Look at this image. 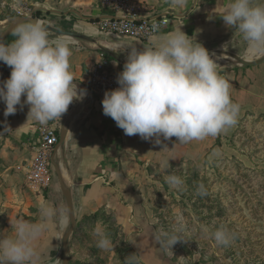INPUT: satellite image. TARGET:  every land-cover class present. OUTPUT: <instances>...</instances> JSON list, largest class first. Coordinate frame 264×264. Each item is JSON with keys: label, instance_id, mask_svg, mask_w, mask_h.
Returning a JSON list of instances; mask_svg holds the SVG:
<instances>
[{"label": "clouds", "instance_id": "obj_1", "mask_svg": "<svg viewBox=\"0 0 264 264\" xmlns=\"http://www.w3.org/2000/svg\"><path fill=\"white\" fill-rule=\"evenodd\" d=\"M183 7L187 0H169ZM227 28L237 29L247 44L246 52L264 54V3L257 0H230L221 15ZM153 24L150 47L131 48L123 71L117 75L119 87L107 90L102 100L103 114L111 117L125 135L160 144L161 137H176L180 143L202 141L217 136L238 123L240 105L230 97V84L219 75L217 62L199 42H193L178 28L166 35H156ZM15 37L10 43L0 41V62L11 68L10 77L0 82V101L6 105L4 116L29 106L27 121L46 125L67 112L74 100H82L72 72V49L63 38L51 39L47 26L41 21L22 20L12 28ZM120 45L112 47L118 50ZM22 97H25L22 100ZM86 161L82 167H93ZM166 183L183 190L184 180L174 173L165 175ZM207 189L198 185L197 195L206 196ZM90 202L81 198V210ZM40 221L17 220L11 225V236L0 237V264H42V252L36 244L45 232L66 233L70 219L50 201L39 205ZM186 230L182 216L175 218L172 232H161L155 239L165 250L183 241ZM201 231L218 246L228 247L236 238L226 227L210 232ZM93 234L96 247L109 250L113 241L104 226L97 223ZM59 261V260H58ZM124 264H140V258L130 254Z\"/></svg>", "mask_w": 264, "mask_h": 264}, {"label": "crops", "instance_id": "obj_2", "mask_svg": "<svg viewBox=\"0 0 264 264\" xmlns=\"http://www.w3.org/2000/svg\"><path fill=\"white\" fill-rule=\"evenodd\" d=\"M62 2L67 4L66 12H70L68 16L75 13L81 16L80 20L74 22L71 30L97 39L110 50L112 48L108 47V44L120 45L117 51L128 56L131 48L142 50L152 46L150 40H132L101 32L98 20L109 11L100 6V0ZM229 2L230 0H187L183 7H175L169 0H128V7L130 12L138 17H169L167 26L156 35H166L181 28L193 37L194 43L197 41L208 49L236 42L246 44L237 29L224 25L221 15ZM257 2L264 3V0ZM75 40L78 39L66 40L72 49L70 71L75 81L86 84L91 90V95L70 122L65 142L53 154L54 160L71 191L75 216L78 211L94 212L99 208H108L122 225L125 235L129 232L132 237V224L136 223L135 216L139 206L138 194L133 189L134 181L147 175L146 167L149 165L164 166L201 157L215 136L189 143H180L176 137L169 140L161 137L162 142L156 144L155 138L146 141L139 135H125L111 117L103 114L104 93H98L88 84V73L101 59L102 54L93 47ZM263 56L264 54H260L248 60L260 59ZM110 61L115 70L122 72L113 65L116 61ZM3 71L6 77H10L11 68L0 62V72L3 74ZM217 71L230 84V97L240 105L239 116L248 111L264 109V63L249 67L233 64L218 68ZM86 94L87 92L83 99ZM24 99L25 97H22V100ZM83 99L74 100L60 120L49 121L47 124H53L60 130L63 119L65 120ZM5 107L4 102L0 101V214L4 213L5 217L0 237L13 235L11 225L17 220L39 222L41 217L38 205L47 201L42 195H33L23 187L28 174V164L34 156L33 145L37 143L42 125L27 121L28 105H24L22 109L18 105L17 112L7 117L4 116ZM86 161H94L95 164L93 167H82ZM26 184L29 185L28 181ZM51 188L59 209L63 210L66 204L63 196L53 185ZM84 196H88L90 202L81 210L80 202ZM57 234V231L45 232L37 242L36 246L42 252V263L47 261L46 264H52V251H55V256L57 254L54 261L58 259L63 233H59V238L55 237Z\"/></svg>", "mask_w": 264, "mask_h": 264}, {"label": "rangeland", "instance_id": "obj_3", "mask_svg": "<svg viewBox=\"0 0 264 264\" xmlns=\"http://www.w3.org/2000/svg\"><path fill=\"white\" fill-rule=\"evenodd\" d=\"M62 1L0 0V31L13 17L30 13L51 27L67 30V27L80 20L81 16L78 13L68 16L70 12H66L67 4ZM49 35L51 39H71L52 31H49ZM75 41L97 50V47L89 42ZM246 48L247 44L236 42L207 50L228 51L243 57L246 56ZM116 53L125 59L128 57L121 51ZM217 55L220 57L212 56L217 62V69L238 64L223 53ZM254 60L256 59L252 61ZM113 65L123 71V63L115 62ZM8 78L4 71L3 74L0 72V82ZM78 82L81 83L79 80ZM66 119H63L60 129ZM51 171L52 177L48 187L33 188L26 184L27 178L23 187L33 195H42L59 209L51 190L53 185L62 195L54 164ZM146 171V176L133 183V189L139 199L138 214L135 216L136 223L132 224V237L129 232L126 235L127 242L140 258L141 264H188V260L199 258V253L195 254L191 250L194 242L200 251H205V256L212 254L220 264H264V109L248 111L239 116L234 127L214 137L201 157L164 166L152 164L146 167ZM168 173L179 175L184 180L183 190H175L166 183L165 175ZM200 184L205 186L208 194L216 196L222 205L221 213L217 211V217L215 212H212L215 219L220 218L219 226L226 227L235 234L236 238L228 247L218 246L201 231V226H207L210 232L216 229L212 228L215 220L207 209L210 206L212 211H215L214 206L206 200V196L197 195V187ZM65 185L68 187L66 183ZM102 209L104 213L99 218L92 217L95 211L76 212V227L68 239V264H124L127 256L120 251L116 238H111L114 244L112 249L101 250L96 247L97 237L93 234L96 224L101 223L108 235L111 229L102 217L113 213L108 208ZM157 209L162 213L160 218L156 214ZM63 212L68 217L66 204ZM177 216L184 218L186 230L182 238L185 240L173 245L171 250H165L155 237L161 232H172ZM4 218V213H1L0 230ZM161 222L165 224L163 228H158L156 233L154 225ZM196 228L199 229L198 234H195ZM59 252L58 259L54 261L57 254L55 256V251H52V264H62L61 246ZM45 262L47 263L43 261L42 264H46Z\"/></svg>", "mask_w": 264, "mask_h": 264}, {"label": "built area", "instance_id": "obj_4", "mask_svg": "<svg viewBox=\"0 0 264 264\" xmlns=\"http://www.w3.org/2000/svg\"><path fill=\"white\" fill-rule=\"evenodd\" d=\"M100 6L109 11L98 20L99 30L110 35L122 36L132 40L147 41L152 34L153 24L158 25L161 32L169 23L167 16L138 17L130 12L128 0H100ZM111 61L101 56L88 73V84L98 93H105L119 87L117 75ZM59 129L53 124L42 125L37 143L33 145L34 156L29 164L27 181L36 189L49 186L52 177L51 156L58 143Z\"/></svg>", "mask_w": 264, "mask_h": 264}, {"label": "water", "instance_id": "obj_5", "mask_svg": "<svg viewBox=\"0 0 264 264\" xmlns=\"http://www.w3.org/2000/svg\"><path fill=\"white\" fill-rule=\"evenodd\" d=\"M22 20L43 22L42 20L33 16V13H30L29 15L15 16L11 19V21L7 24V26L2 31H0V41H4L5 38L9 34L12 33L13 26ZM44 24L47 26L49 31H52L55 34L71 37V38L78 39L81 41H86V42H89V43L95 45L97 47V50L103 56L109 57L116 62L123 63V65H124L126 60H127V59L123 58L122 56H120L119 54H117L116 52L111 51L108 48L102 46L99 43V41L93 37H90L88 35L76 32L74 30L58 29V28L51 27L46 23H44ZM212 53H215V54L223 53V54L229 56L230 58L234 59L235 61H237L238 64L242 65V66H258V65L264 63V56L261 57L260 59H256V60L252 61V60L245 59L244 57L239 56L235 53L228 52V51H222V50L209 51V54H212ZM73 82L76 83L78 87L86 90L87 94H86L85 98L83 99V101L75 109H73L71 111L70 115L68 116L65 123L63 124V128L59 130L58 143L55 145V147L53 149L52 156H51V163H52V165L54 164L55 171L57 174L58 183H59V187H60L61 193L65 199V202H66L68 218L70 219V227H69L68 231L63 235L62 240H61V248H62V253H63L62 264H68V262H69L68 239L76 227V219H75L74 210H73L71 191H70L69 187H67L65 185V181L63 180L62 173H61L58 165L56 164V162L54 160L53 154H54L55 150H57L65 142L70 122L73 120L74 116L78 113V111L80 110L82 105L85 103V101L91 95V90L86 85H84L83 83H80L78 81H75V80Z\"/></svg>", "mask_w": 264, "mask_h": 264}, {"label": "trees", "instance_id": "obj_6", "mask_svg": "<svg viewBox=\"0 0 264 264\" xmlns=\"http://www.w3.org/2000/svg\"><path fill=\"white\" fill-rule=\"evenodd\" d=\"M72 25L73 24H71L69 27H67V30L71 29L72 28ZM14 39H15V37L11 33V34H9L5 38V40L3 42L4 43H10ZM107 58L109 60H112L109 57H107ZM206 197H207L206 200L207 201H210V203L215 208V211L214 210L212 211V207H210V206L207 207V209L210 212L211 218L213 220H215V221H213L214 224L212 225V228L213 229L220 228V226H219V224H220V218L215 219L214 216L212 215V212H215L214 215H216V217H217L218 216L217 211L221 213V206L222 205L219 202L218 198L216 196H214L213 194H208V195H206ZM103 213H104V210L102 208H99L98 210H96L92 214V217L99 218V217H101V214H103ZM156 214H157V216H159L158 218H160L162 216V213L159 212L158 209L156 211ZM102 219L111 226V229L109 230V232H110L109 237H110V239L111 238L112 239L116 238L118 240L120 251L123 254H125L126 256H129L130 254L135 253V251L133 250V248L127 242L126 235H125V232L123 230L122 225L116 220L114 214H111L110 213V215H108V216L104 215V217H102ZM217 220H219V221H217ZM164 224L165 223L161 222L159 225L158 224H155L154 225V229L156 230V233H158V228H161V227L163 228ZM113 227H114V230H113ZM195 231H197V233H195V234H198L199 229L196 228ZM195 234H193V235H195ZM197 246H198L197 243L194 242L192 244L191 250H192L193 253L198 252L199 253V258H197L196 260H194V259L188 260V264H206V263H208V261L210 262V264H220L218 262V259L216 257L211 256L212 254H208V255L205 256V251H200ZM140 264H141V262H140Z\"/></svg>", "mask_w": 264, "mask_h": 264}, {"label": "bare ground", "instance_id": "obj_7", "mask_svg": "<svg viewBox=\"0 0 264 264\" xmlns=\"http://www.w3.org/2000/svg\"><path fill=\"white\" fill-rule=\"evenodd\" d=\"M108 47H110V48H112L114 45L113 44H108L107 45ZM109 49V48H108ZM110 50V49H109ZM112 51V50H111ZM260 54H256L255 52H247L246 53V56H245V58L246 59H251L252 57H255V56H259ZM210 56L212 57V56H216V57H220L219 55H217V54H215V53H212V54H210ZM62 168V167H61ZM62 170V169H61Z\"/></svg>", "mask_w": 264, "mask_h": 264}]
</instances>
